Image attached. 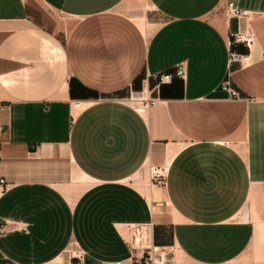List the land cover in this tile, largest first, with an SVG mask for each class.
Here are the masks:
<instances>
[{
    "label": "crops",
    "instance_id": "0c3cea01",
    "mask_svg": "<svg viewBox=\"0 0 264 264\" xmlns=\"http://www.w3.org/2000/svg\"><path fill=\"white\" fill-rule=\"evenodd\" d=\"M143 2L0 0V264L123 261L132 227L167 264H264V0Z\"/></svg>",
    "mask_w": 264,
    "mask_h": 264
},
{
    "label": "built area",
    "instance_id": "2783aa9c",
    "mask_svg": "<svg viewBox=\"0 0 264 264\" xmlns=\"http://www.w3.org/2000/svg\"><path fill=\"white\" fill-rule=\"evenodd\" d=\"M227 18H244L246 13L237 9L232 2H228L226 5ZM254 41V37L249 30L236 33H228L227 35V57L226 66L230 74L233 68L239 70L246 69L251 66L252 62L249 55V50ZM242 47L246 50L245 53H240L236 50V47ZM184 68L182 65H176L173 67V72H164L154 77L155 85L152 90L140 93L137 98L138 102L144 107L152 106L156 99L152 97V93H156L160 86L169 84L171 80L175 78H183ZM222 90L229 94L231 99H238V93L230 88L229 82H225L222 85ZM73 109H79L81 104L78 102H72L70 105ZM152 180L157 184H164L163 172L160 170L151 171ZM6 183L4 179L0 178V195L4 193ZM130 256L128 259L117 262L101 263V264H167L168 253L161 247L154 245L149 241L146 233L140 227H132L130 229ZM44 264H86L84 253L81 251L69 250L64 254V259L59 262H48Z\"/></svg>",
    "mask_w": 264,
    "mask_h": 264
},
{
    "label": "rangeland",
    "instance_id": "374dc122",
    "mask_svg": "<svg viewBox=\"0 0 264 264\" xmlns=\"http://www.w3.org/2000/svg\"><path fill=\"white\" fill-rule=\"evenodd\" d=\"M138 2H139V5H140V7H141V9H145V5H144V2H143V0H138ZM134 104H136V102H133ZM137 105V104H136ZM141 179H145V180H151L152 179V176H151V174L150 173H147V174H145V175H143L142 176V178Z\"/></svg>",
    "mask_w": 264,
    "mask_h": 264
},
{
    "label": "bare ground",
    "instance_id": "6f19581e",
    "mask_svg": "<svg viewBox=\"0 0 264 264\" xmlns=\"http://www.w3.org/2000/svg\"><path fill=\"white\" fill-rule=\"evenodd\" d=\"M138 97H139V95L133 96V97L131 98V100H132L133 102H136L138 108H142V106L140 105V103H139L138 100H137Z\"/></svg>",
    "mask_w": 264,
    "mask_h": 264
}]
</instances>
